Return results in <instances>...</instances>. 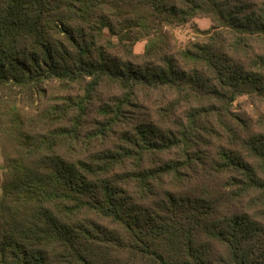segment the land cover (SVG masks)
<instances>
[{
	"label": "trees",
	"instance_id": "1",
	"mask_svg": "<svg viewBox=\"0 0 264 264\" xmlns=\"http://www.w3.org/2000/svg\"><path fill=\"white\" fill-rule=\"evenodd\" d=\"M51 84L82 95L37 113ZM240 97L264 101V0H0V264H264V131ZM203 132L224 144L199 175Z\"/></svg>",
	"mask_w": 264,
	"mask_h": 264
},
{
	"label": "rangeland",
	"instance_id": "2",
	"mask_svg": "<svg viewBox=\"0 0 264 264\" xmlns=\"http://www.w3.org/2000/svg\"><path fill=\"white\" fill-rule=\"evenodd\" d=\"M211 22L207 18H195L191 24H187L185 26L177 27L172 30V34L174 36L175 41L177 42V45L179 47H187L190 46L193 43H196L199 40H202L203 35H199V33L196 32L197 30L205 31L210 28ZM105 36L109 37L108 33L105 32ZM115 40V38H113ZM116 41V40H115ZM144 44L145 41L138 42L134 46V53L136 55H141L144 50ZM72 95V96H81L82 91H80V87H73L71 90H69L68 93L65 91H62L59 85L57 84H51L45 88V94L43 97H31L29 99V104H33L34 111H37V113H40L48 104L50 103H57L61 100H59V97H62L64 95ZM119 93H117L113 88H104V91L100 92L99 95L94 98L93 104L90 105V110L88 111V120L83 125V129L85 132L89 131L91 128V121H95L98 119L96 114H94L93 108L100 104V101L108 102L109 100L114 99V97H117ZM18 98V97H17ZM25 102L24 100H21ZM25 103H23L24 105ZM185 105V106H184ZM183 107L178 111V113H184L187 109V105L184 104ZM233 112L235 113H245V115L248 116V118L251 120V126L254 127L255 131H264V101H253L251 99H248L246 97H240L231 108ZM183 116V115H182ZM184 119V116L182 117ZM211 125H214L211 124ZM257 125V126H256ZM203 140L202 143L199 142L198 146H196L195 150H206L207 151V158L201 157L203 163H198V166L195 165L194 167L197 168L199 175L204 172L202 169H208L210 162H213L216 159L217 152L221 146H223V139L221 136L211 134L208 135L207 133H202ZM116 137L114 135H110L105 138V141L102 145L97 144L96 148H112L117 142ZM1 142V141H0ZM206 145V146H205ZM100 146V147H98ZM193 150V151H195ZM91 151H95V147L91 148ZM167 159H173L177 157L176 151H171L169 154H166ZM2 165V157H1V149H0V169ZM0 186H1V170H0Z\"/></svg>",
	"mask_w": 264,
	"mask_h": 264
}]
</instances>
